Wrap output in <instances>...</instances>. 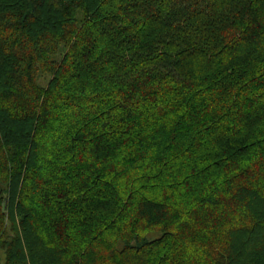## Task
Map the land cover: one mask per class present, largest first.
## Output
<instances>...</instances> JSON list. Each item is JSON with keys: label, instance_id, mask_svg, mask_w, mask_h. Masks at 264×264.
Segmentation results:
<instances>
[{"label": "trees", "instance_id": "1", "mask_svg": "<svg viewBox=\"0 0 264 264\" xmlns=\"http://www.w3.org/2000/svg\"><path fill=\"white\" fill-rule=\"evenodd\" d=\"M0 264H264V0H0Z\"/></svg>", "mask_w": 264, "mask_h": 264}]
</instances>
